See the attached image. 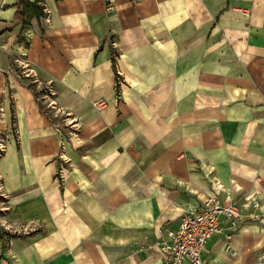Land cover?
Listing matches in <instances>:
<instances>
[{
  "label": "crops",
  "instance_id": "obj_1",
  "mask_svg": "<svg viewBox=\"0 0 264 264\" xmlns=\"http://www.w3.org/2000/svg\"><path fill=\"white\" fill-rule=\"evenodd\" d=\"M24 1L43 15L22 58L59 84L69 128L39 129L15 102L2 222L43 231L0 239V264H160L159 229L208 199L242 214L220 219L208 264H264V0Z\"/></svg>",
  "mask_w": 264,
  "mask_h": 264
},
{
  "label": "rangeland",
  "instance_id": "obj_2",
  "mask_svg": "<svg viewBox=\"0 0 264 264\" xmlns=\"http://www.w3.org/2000/svg\"><path fill=\"white\" fill-rule=\"evenodd\" d=\"M1 1L2 0H0V10L7 9L9 7L6 5L7 3H2ZM42 15L43 12L40 5L29 6L26 4L24 7L25 23L21 26L14 27L12 21L6 25L5 27L8 28L5 29L14 27L12 34L15 35L10 42H0V118L1 123L5 120L7 123L5 131H1L0 129V157L2 156L3 147L9 137L14 138L16 142L19 141L18 130L15 126V124H17L15 111L16 101H20V103L25 102V115L26 117H28V115L32 116L31 124H33V126L35 125V127L41 129L46 127V124H49L55 126L57 130L62 133H66V129L69 128L66 118L64 115L60 114L63 109L55 102V98L59 95V84H56L57 82H54V80L49 78L44 72L38 71L32 66L27 65L22 58V53H24L23 50L28 48L29 38L32 36L34 30L37 33H39V30L42 31L41 25L36 23ZM2 27L0 25V32ZM12 34L10 36H12ZM113 54L112 62L115 56ZM121 87V78L120 76L118 77L115 71L114 91L117 104L120 99ZM94 107L103 108L105 104L103 102L95 103ZM21 111L22 110L19 111L18 117L24 118V111H22V113ZM3 113L5 114L4 120ZM2 127L3 125H1V128ZM57 162L60 164V161ZM253 205H256V202H253ZM5 207L6 199L0 190V239H2L4 247H6V244H8L11 239L26 241V239L34 233L43 231L41 226L34 223L2 222L4 220L3 214L6 212L3 210ZM224 221L227 220L224 219ZM219 228L221 233V220ZM162 229L163 228L159 229V231ZM226 235H228V233L224 234V238Z\"/></svg>",
  "mask_w": 264,
  "mask_h": 264
},
{
  "label": "built area",
  "instance_id": "obj_3",
  "mask_svg": "<svg viewBox=\"0 0 264 264\" xmlns=\"http://www.w3.org/2000/svg\"><path fill=\"white\" fill-rule=\"evenodd\" d=\"M221 218L235 228L242 221V214L234 204L222 206L215 199H208L201 208L186 211L175 230H160L167 238L159 244L164 257L160 264H208L202 254L206 243L220 233ZM229 238V234L225 236L227 247Z\"/></svg>",
  "mask_w": 264,
  "mask_h": 264
},
{
  "label": "trees",
  "instance_id": "obj_4",
  "mask_svg": "<svg viewBox=\"0 0 264 264\" xmlns=\"http://www.w3.org/2000/svg\"><path fill=\"white\" fill-rule=\"evenodd\" d=\"M26 4L29 5V6L32 5V4H29V3H25L24 0H16L15 3L12 5V7L15 9V13H14V17H13L14 27L21 26V25H23L25 23L24 7H25ZM13 28L2 30L0 32V40L10 36L12 34V32H13ZM112 63H113V69H114V61Z\"/></svg>",
  "mask_w": 264,
  "mask_h": 264
}]
</instances>
